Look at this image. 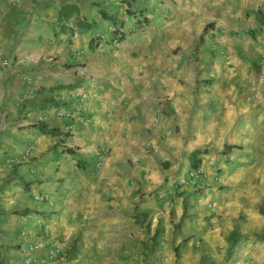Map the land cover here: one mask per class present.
<instances>
[{
  "label": "crops",
  "instance_id": "0c3cea01",
  "mask_svg": "<svg viewBox=\"0 0 264 264\" xmlns=\"http://www.w3.org/2000/svg\"><path fill=\"white\" fill-rule=\"evenodd\" d=\"M142 3L0 0V264H264V0Z\"/></svg>",
  "mask_w": 264,
  "mask_h": 264
},
{
  "label": "built area",
  "instance_id": "2783aa9c",
  "mask_svg": "<svg viewBox=\"0 0 264 264\" xmlns=\"http://www.w3.org/2000/svg\"><path fill=\"white\" fill-rule=\"evenodd\" d=\"M126 8L123 11V18L126 19V17L128 16L126 13ZM119 42L117 41L116 38L113 39V44H118ZM8 61H3V65L7 66L8 65ZM264 86V62H262L261 67H260V71L258 73V75L254 78H252L249 82V95L247 97L248 101H258L261 98V88ZM81 102L84 103L85 100L87 99V94L83 93L81 94ZM84 105V104H83ZM56 116L57 118L66 121V124L64 125L63 128V132L62 133H69L72 131V122L75 120L76 115L74 112H71L69 110H65V109H59L56 111ZM107 151H103L102 153H100L98 155V160L96 163V168H100L102 165V162L104 161V155L106 154ZM195 180H199L201 182L208 180V175L207 173L201 169L200 167H196V168H192L189 172H188V182H192ZM219 181V178L216 177L215 178V182ZM187 183V182H186ZM165 194H161V196H164ZM34 199L37 201H42L43 198L39 195H35ZM66 254L62 253V251L60 250V248H57L55 250V253L49 257L48 261L52 262V264H55L54 261L56 262H60L63 264H66ZM30 260H26V264H30ZM59 263V264H60ZM38 264H48V262H40Z\"/></svg>",
  "mask_w": 264,
  "mask_h": 264
},
{
  "label": "trees",
  "instance_id": "16d2710c",
  "mask_svg": "<svg viewBox=\"0 0 264 264\" xmlns=\"http://www.w3.org/2000/svg\"><path fill=\"white\" fill-rule=\"evenodd\" d=\"M134 0H124V2L126 3V7H127V11L126 13L128 14V17H132L133 15L135 16L136 15V12L137 11H133L131 9V4L133 3ZM78 12V9L76 8V6L74 5H65L61 8L60 10V13H61V16L64 17V18H69L71 16H73L74 14H76ZM102 17H107V14L105 12H103L101 14ZM138 16H139V25H142V23L144 24H147L148 20L146 17L143 16V12L140 11L138 12ZM109 19L111 20V22L114 24V25H117V22H116V17L115 15H110L108 16ZM79 24L83 25L84 27H87V28H92L93 27V24L91 23H87L85 22L84 20H81L79 21ZM211 24L207 25V27H210ZM114 37L117 39V41L120 43V42H123L125 40V34L123 33H119L118 31H115L114 32ZM92 44V42H91ZM39 130L42 132V133H48V134H51L53 136H60L61 133L59 131H57L56 129H47L44 125H40L39 126ZM231 148V146H226L225 149H224V153L227 152V150H229ZM66 151H70L69 149H67ZM199 154V151H194L192 154H191V166L193 168H196L198 167L199 163H200V160H198L196 158V156ZM22 214H26L28 213V210H23V211H20ZM156 235V233H155ZM154 235V236H155ZM254 239H256L257 241L259 242H264V235L263 234H260V233H255L252 235ZM240 237V235L235 231L233 232V234L230 236V241H231V248L230 250L233 248V246L235 245V243L237 242V239ZM230 250L228 252V255L230 256ZM75 252H76V249L74 246H71V248L67 251V256L69 259H71L72 257H74L75 255Z\"/></svg>",
  "mask_w": 264,
  "mask_h": 264
},
{
  "label": "rangeland",
  "instance_id": "374dc122",
  "mask_svg": "<svg viewBox=\"0 0 264 264\" xmlns=\"http://www.w3.org/2000/svg\"><path fill=\"white\" fill-rule=\"evenodd\" d=\"M142 4H145V7H146V10H145V12H147V11H149V12H151L152 11V8L151 7H149V9H147L148 7L146 6L147 5V0H143V3ZM154 20H155V18H154ZM262 208H263V211H264V202H263V204H262ZM135 220H136V222L138 223V222H141V225H143V223L145 222L144 221V216H135ZM145 228H149V224H147L146 226H145ZM146 239V238H145ZM149 240V239H148Z\"/></svg>",
  "mask_w": 264,
  "mask_h": 264
}]
</instances>
